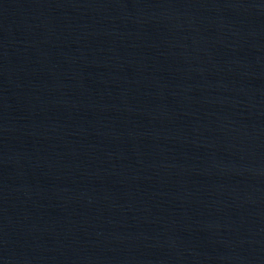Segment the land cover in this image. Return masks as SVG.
<instances>
[{"label":"water","instance_id":"water-1","mask_svg":"<svg viewBox=\"0 0 264 264\" xmlns=\"http://www.w3.org/2000/svg\"><path fill=\"white\" fill-rule=\"evenodd\" d=\"M0 264H264V0H0Z\"/></svg>","mask_w":264,"mask_h":264}]
</instances>
